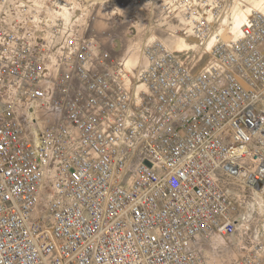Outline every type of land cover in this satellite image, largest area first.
<instances>
[{"label":"built area","instance_id":"1","mask_svg":"<svg viewBox=\"0 0 264 264\" xmlns=\"http://www.w3.org/2000/svg\"><path fill=\"white\" fill-rule=\"evenodd\" d=\"M162 2L215 38L203 70L157 39L132 71L64 16L0 10V264H212L215 237L264 264V14L226 41L238 0Z\"/></svg>","mask_w":264,"mask_h":264},{"label":"rangeland","instance_id":"2","mask_svg":"<svg viewBox=\"0 0 264 264\" xmlns=\"http://www.w3.org/2000/svg\"><path fill=\"white\" fill-rule=\"evenodd\" d=\"M18 1L0 0V10H6L9 17L12 18L17 12L16 5L22 2V0ZM43 1L46 7L41 10L32 9V11H41L42 15H47V18L50 19L60 15V17L64 16L76 22L83 35L103 42L106 47L113 48L116 54L123 57V59L141 56L144 47L147 44L150 45L148 40L150 36H157V39L159 38L162 41L161 39L164 38L169 30L181 34L185 25L189 27L187 18L182 13L174 12L172 15L163 13L162 0ZM62 7L67 10H62ZM224 20L226 22L225 18L219 20L221 26H218V28H226ZM186 35H189L187 39L193 38L190 33ZM189 42L191 45H197L194 38ZM193 50L194 54L196 53L194 55V58L196 57L194 60L196 61L203 52L202 47L198 45L191 51ZM142 65L146 66L147 60L143 59L140 66ZM134 69L131 68L132 71H135ZM217 240H222V243ZM237 242L239 243L238 240ZM213 243L215 247L210 252L212 264H231L241 255L240 247L232 241L217 237V239L214 238ZM228 247L231 248L232 252H229Z\"/></svg>","mask_w":264,"mask_h":264},{"label":"bare ground","instance_id":"3","mask_svg":"<svg viewBox=\"0 0 264 264\" xmlns=\"http://www.w3.org/2000/svg\"><path fill=\"white\" fill-rule=\"evenodd\" d=\"M238 1L239 2H238V6L236 8L235 14L230 19H226V22H225L226 28L222 29L220 32L226 41H230L233 39L235 40L240 36L242 26L245 24L246 20L249 17H251V15L254 14V12H260V13L264 14V0H238ZM21 3L24 4L26 7H29V11L30 10L32 11V9L41 10L42 8L46 7V6H44L43 0H22ZM62 8L64 9V11L67 10L65 7H62ZM36 10H34V11H36ZM51 19H53V18H51ZM225 23H224V25H225ZM224 25H223V27H224ZM185 31H187L186 34L188 32H190L189 27L186 25L184 26L181 34H179V33L177 34V32H173L172 30H169L165 34L164 38L161 40H162L163 44L172 51L179 52V53L191 51L192 49H195L197 47V45H194V44L191 45V43L189 41H192L193 38L187 39L189 35L187 36L185 34ZM148 40H149V44H152L153 42H155L157 40V36H154V35L150 36ZM158 40H159V38H158ZM194 41H196V39H194ZM195 44H197V41ZM214 45H215V38L211 37L207 41L206 46L202 49L203 52L196 59V61L194 60V63H193V69L194 70H196V71L203 70L207 66L208 62H210V60H212L213 57L211 55V51H212V48L214 47ZM143 59H145V58L142 54L141 56H137L135 58L126 57L123 60L126 63L127 67H129V69L135 68L134 70H136V69H139V67H141L140 65H141V62ZM147 65H148V63H147ZM31 114H32V116L42 117V116L47 115V111L46 110H39V109L31 110ZM57 116H58V114L53 113L51 115V120L55 121ZM41 124H42V127L45 126L44 122H42ZM215 238L217 239V237H215ZM217 241L221 242L222 240H217ZM228 249H229V252L230 251L232 252L230 247H228Z\"/></svg>","mask_w":264,"mask_h":264}]
</instances>
